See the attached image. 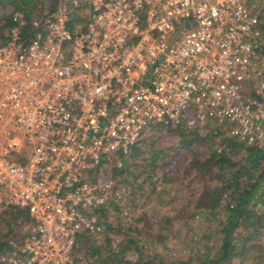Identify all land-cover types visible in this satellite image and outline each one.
Masks as SVG:
<instances>
[{
	"label": "built area",
	"instance_id": "obj_1",
	"mask_svg": "<svg viewBox=\"0 0 264 264\" xmlns=\"http://www.w3.org/2000/svg\"><path fill=\"white\" fill-rule=\"evenodd\" d=\"M39 1L0 5V223L27 216L0 264H86L131 194L110 165L155 126L264 148V0Z\"/></svg>",
	"mask_w": 264,
	"mask_h": 264
},
{
	"label": "rangeland",
	"instance_id": "obj_2",
	"mask_svg": "<svg viewBox=\"0 0 264 264\" xmlns=\"http://www.w3.org/2000/svg\"><path fill=\"white\" fill-rule=\"evenodd\" d=\"M7 5L14 7L11 3ZM261 7V30L264 32V1ZM255 68L261 72V76L249 87L251 93L259 82H264V34L262 51ZM254 95L257 96L256 93ZM257 97L264 104V91ZM185 139L187 142L183 144ZM207 147V142L197 136L188 133L180 136L168 130L152 133L149 140L138 148L141 153L137 157L133 158L132 153L127 157L115 155L110 173L121 187L129 186L131 194L120 209L110 208L108 211L115 217L113 224L107 226L99 238L81 239L76 253L83 257L86 264H99V259L101 262L107 257L108 245L112 251L111 242L116 244L118 251L128 247L129 243L122 260L125 263H128V257L135 255L138 264H210L223 241L221 228L225 217L210 220L198 216L199 212L205 211L202 208L205 203L202 195L206 191L211 193L208 189L214 183L210 185V176L216 172L214 170L206 175L192 164L204 161ZM228 151L227 148L225 152ZM154 155H158L153 160L155 164L149 165ZM245 155V150L240 149L233 158L241 160ZM122 160H125V167ZM149 171L154 173L155 181H151L152 184L146 181L149 187L141 191L140 185L149 176ZM130 172L134 173L135 178L128 175ZM254 211L264 215V207L260 204ZM8 220L2 221L0 230L6 231ZM9 222L15 225L14 220ZM246 235H251V228L244 230L239 227L233 233L230 241L237 256L227 264H264V235L252 236L248 240L245 239ZM96 251L100 252L95 254ZM206 251L210 252L208 259L205 257ZM91 253L95 254L92 258Z\"/></svg>",
	"mask_w": 264,
	"mask_h": 264
},
{
	"label": "trees",
	"instance_id": "obj_3",
	"mask_svg": "<svg viewBox=\"0 0 264 264\" xmlns=\"http://www.w3.org/2000/svg\"><path fill=\"white\" fill-rule=\"evenodd\" d=\"M7 3L13 4L17 10L22 11L27 17H29L28 15L33 12L37 5L36 3L41 2L39 0H19L18 2H15L14 0H0V5ZM261 4L262 2L259 3V5ZM168 130L175 131L180 136H182V133L197 136L208 144L207 154L204 155V161H195L192 164V167L203 170L206 175L214 170L216 172L212 177L210 176V185L214 183L210 186V189H208L211 190V193H207L206 191L202 195V199L205 202L202 208H204L205 211L199 212L198 216L207 217L210 218V220H215L218 216L225 217V221L221 228L223 241L214 258L210 261V264H227L233 257L237 256L234 252L235 247L232 241H230V239H233V233L237 228L241 227L244 230L251 228V235L245 236V239L247 240L253 238L252 236H258L260 234L264 235V215L263 213L259 215L257 211H254V208H256L258 204L264 207V148H247L225 136H220L219 138H216L211 134L203 136L199 131L186 130L183 125L168 127L165 129L160 126H155L153 127L152 133L155 132V134H157L161 131L167 132ZM216 139L218 142H215ZM146 142L147 141H144L140 145L133 147L129 154L132 153L133 158L139 156L141 151L138 148H141ZM186 142L185 139L183 144ZM217 145L223 146L225 151L228 148L229 151H223L218 154ZM240 149L245 150L246 155L241 160H235L233 157L238 151H240ZM119 156L124 157L121 154H119ZM157 156L158 155L152 156V161H150L149 165L153 163L155 164L153 160H156ZM122 161V165L125 167V160ZM153 174L154 173L150 172L149 176L145 178L146 180L140 185L141 191H146V187H149V182L152 184L151 181H153V178L155 177ZM128 175L135 178L134 173L132 174V172L128 173ZM148 180L149 182L145 183ZM165 181L167 180L165 179ZM110 208L115 209L117 207L111 206ZM106 214L107 210L100 211V215L105 216ZM7 219L9 220L6 222V231L0 230V239H5L4 241L0 240V252L5 247L6 240L14 235L16 231L15 227L22 221L27 220V216L24 211L13 210V212L8 215ZM10 220H14L15 225H11L9 222ZM1 224L2 221L0 225ZM82 239L88 238L83 237ZM127 248H129V243L128 247L120 248V250L115 253L110 250L108 245L106 252L107 257L101 262L99 259V264H129L122 262ZM99 252L100 251H96L95 254H98ZM95 254L91 253L90 257L92 258ZM205 257L206 259L210 257L209 251H206ZM119 258L120 260H118Z\"/></svg>",
	"mask_w": 264,
	"mask_h": 264
},
{
	"label": "crops",
	"instance_id": "obj_4",
	"mask_svg": "<svg viewBox=\"0 0 264 264\" xmlns=\"http://www.w3.org/2000/svg\"><path fill=\"white\" fill-rule=\"evenodd\" d=\"M261 6V5H260ZM262 8V7H261ZM264 34V32L262 33V35Z\"/></svg>",
	"mask_w": 264,
	"mask_h": 264
}]
</instances>
